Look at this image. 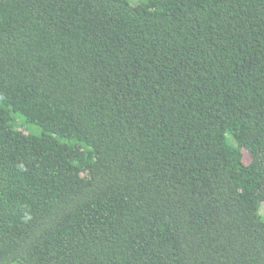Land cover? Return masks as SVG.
Masks as SVG:
<instances>
[{
	"label": "trees",
	"instance_id": "obj_1",
	"mask_svg": "<svg viewBox=\"0 0 264 264\" xmlns=\"http://www.w3.org/2000/svg\"><path fill=\"white\" fill-rule=\"evenodd\" d=\"M0 264H264V0H0Z\"/></svg>",
	"mask_w": 264,
	"mask_h": 264
},
{
	"label": "rangeland",
	"instance_id": "obj_2",
	"mask_svg": "<svg viewBox=\"0 0 264 264\" xmlns=\"http://www.w3.org/2000/svg\"><path fill=\"white\" fill-rule=\"evenodd\" d=\"M129 1L132 4V3H137L139 0H129ZM15 119L19 122V124H20L19 126L22 125L24 127L23 129L25 130V132L30 133L32 135H39L40 134V128L34 124L27 123L22 116L15 115ZM248 160H249L248 155L245 153L244 154V161L248 162Z\"/></svg>",
	"mask_w": 264,
	"mask_h": 264
}]
</instances>
